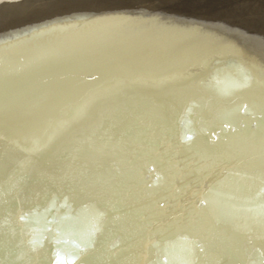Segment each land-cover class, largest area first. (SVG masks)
<instances>
[{
  "label": "bare ground",
  "instance_id": "1",
  "mask_svg": "<svg viewBox=\"0 0 264 264\" xmlns=\"http://www.w3.org/2000/svg\"><path fill=\"white\" fill-rule=\"evenodd\" d=\"M232 1L0 0V264H264V26L181 16Z\"/></svg>",
  "mask_w": 264,
  "mask_h": 264
},
{
  "label": "rangeland",
  "instance_id": "2",
  "mask_svg": "<svg viewBox=\"0 0 264 264\" xmlns=\"http://www.w3.org/2000/svg\"><path fill=\"white\" fill-rule=\"evenodd\" d=\"M259 6V3H255V0H233L231 5L217 4L210 6L208 10L207 8H202L204 7L203 4H190V6L186 7V10H182L185 12H181V16H183V18H191L202 21L210 20L212 19L211 15L213 13H218L217 15H214L218 18L217 20L227 22L232 26L240 27L245 31L248 30V33H253L256 29L261 28V25L264 26V14L260 10ZM163 8L166 12L174 9V7L170 6L168 3H166ZM256 15H258V17Z\"/></svg>",
  "mask_w": 264,
  "mask_h": 264
}]
</instances>
